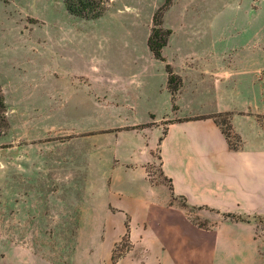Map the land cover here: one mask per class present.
<instances>
[{
  "label": "rangeland",
  "instance_id": "374dc122",
  "mask_svg": "<svg viewBox=\"0 0 264 264\" xmlns=\"http://www.w3.org/2000/svg\"><path fill=\"white\" fill-rule=\"evenodd\" d=\"M163 3L103 0L101 15L92 18L71 14L63 0H0V88L6 120L7 111L13 113L26 96L40 109L45 92L53 88L54 94L63 93L56 101L66 102L67 123L46 128L44 140L52 142L55 157L48 159L52 165H48L47 182L53 187L32 190L37 219H0V264H191L190 242L181 234L177 218H193V225L204 229L212 223L196 220L194 210L183 215L171 201L163 202L168 192L159 184L168 182L160 170L158 146L151 150L150 164H142L149 155L143 145H155L157 139L155 131L146 136L140 123L148 121L150 108L162 114L171 111L166 95L159 94L154 102L145 97L151 86H158L146 80V74L155 72L156 82H162L163 65L151 55L147 38L153 14ZM161 27L171 30L165 56L184 80L175 101L178 114L246 105L240 90L244 77L238 76L244 67L241 56L251 54L260 38L262 50L257 51L264 53V0H171L162 13ZM193 49L221 50L233 57L230 74L236 67L239 88L214 91L207 79L196 75L195 65L183 66L186 57L191 60ZM198 63V67L206 66L204 74L214 79L221 76L215 54L209 62ZM116 72L118 81L112 84L110 78ZM132 75L137 77L130 80ZM75 89L90 90L98 100L77 107ZM218 120H225L219 126L235 146L239 139L231 134L229 115L222 113ZM9 129L7 122L1 138H9ZM61 142L70 145L72 154L62 163L57 159L63 152ZM75 143L80 144L79 152L72 147ZM140 165L156 188L152 198L158 200L151 206L146 191L126 188L127 181L138 184L141 180ZM135 167L134 173L125 174ZM226 215L225 219L233 217ZM193 238L198 244L193 243V264H258L252 254L199 247L235 244L232 240L224 243L221 234L207 241L201 231H193Z\"/></svg>",
  "mask_w": 264,
  "mask_h": 264
},
{
  "label": "crops",
  "instance_id": "0c3cea01",
  "mask_svg": "<svg viewBox=\"0 0 264 264\" xmlns=\"http://www.w3.org/2000/svg\"><path fill=\"white\" fill-rule=\"evenodd\" d=\"M189 26L193 28V22H190ZM261 43L260 38L251 54L241 56L244 67L239 68L241 70L238 76L244 77L241 79L240 90L244 92L247 99L246 105L239 108L222 107L208 113L192 115L177 113L179 106L175 101L179 98L184 86V80L180 74L178 75L182 82L174 98L176 109L172 107L171 93L167 88L168 75L165 63H169L173 70L176 66L171 60L168 62L165 56V48L169 44V39L161 49L165 61L156 59L150 52L155 60L162 63L163 70L161 83L156 82L155 72H149L144 76L149 82L158 84V86L150 87L149 94H145L146 100L154 102L159 94L166 95L170 101L171 111L162 114L150 108L148 121L140 123L150 124L142 127V131H146V136L149 132L155 131L157 139L155 145H149L147 142L143 145L145 148L143 150L149 155L142 161V164L151 162V150L158 146L160 170L163 178L169 181L168 185L159 184L162 189L167 188L168 192L163 202L171 201L172 205L178 208L183 215L189 209L194 210L196 220L212 223L209 228L204 229L193 225V218H186L185 215L177 218L181 234L185 235L190 242L191 264H193V243L195 242L193 231H201L207 241L221 234L224 243L231 240L235 242L234 245L222 244L220 246L215 243L208 246L201 244L199 246L201 248L205 247L211 252L252 254L255 255L254 263L264 262V76H262L264 74V53L257 51L262 50ZM214 54L221 64V76L216 79L203 73L202 70L206 66L198 67L199 61L209 62L211 58H214ZM189 59L193 62L186 57L183 66L188 68L195 65L193 68L197 72L196 75H199L201 80L207 79L214 87V91L224 93L228 92L231 87L239 88V85L235 84L237 68L233 66V74H230L229 62L231 59L233 61L230 55H226L221 50H216L215 53L214 50L196 52L193 49V54H189ZM118 77L117 72L112 74L111 83H117ZM135 77L137 76H130V80ZM232 78L234 79L231 82ZM210 79L215 84H211ZM47 88L50 86L47 85ZM73 92H78L75 94L78 102L74 104L77 107L81 105L85 107L87 103L98 100V97L90 90L79 92L75 89ZM62 94H54L53 88L51 93L47 90L44 105L40 106V109H36L32 98L26 96L27 100L21 101L20 99L13 113H10V109L7 111V122L10 126L9 138H1L4 134L0 135V219L2 220L37 219L32 209L31 198L35 196L32 190L53 187L52 182L49 184L47 182L48 172H51L48 170V165H52L48 159L55 158L50 150L53 144L50 140H44V137L46 128L53 123L67 125L63 114L66 102L56 101V98L60 100ZM73 95H70L69 99ZM105 99L106 96H103V100ZM225 112L229 113L231 134L239 139L235 146L229 144L221 127L211 117H207L211 114ZM201 116L203 118H194ZM38 124L44 125L39 126ZM131 126H137V124ZM61 143L63 152L57 159L62 163L65 161L64 157H70L72 154L69 153L70 145L66 142ZM72 147L74 150L77 148L76 151L79 152V143L72 144ZM75 154L78 155L77 152ZM115 167H112V171ZM136 169V167L130 168L125 174L131 175ZM139 169L141 175L139 183L132 184L127 181L126 188L132 191H146L149 206H151L158 200L157 197L152 198V193L156 188L151 186L145 177L144 167L140 165ZM113 183L114 177L111 178V184ZM10 200H12V205H9ZM180 201L183 205H179ZM225 214H231L233 217L225 219L223 217Z\"/></svg>",
  "mask_w": 264,
  "mask_h": 264
},
{
  "label": "trees",
  "instance_id": "16d2710c",
  "mask_svg": "<svg viewBox=\"0 0 264 264\" xmlns=\"http://www.w3.org/2000/svg\"><path fill=\"white\" fill-rule=\"evenodd\" d=\"M171 0H164V3L155 11L153 14V26L151 28V32L147 38V46L152 53V55L159 60L165 61L164 56L162 55L161 49L163 46L166 45L168 38L171 34V30L169 28H162L161 27V18L163 11L168 7ZM64 5L66 9L74 15L78 16H86V17H97L101 15L102 13V3L103 0H63ZM165 70L167 72L168 78H167V88L171 93V99H172V107L173 109H176L174 98L175 94L178 91L179 87L181 86V77L175 71L173 70L172 66L169 63H165ZM5 111H6V105L4 102L3 94L1 92L0 88V132L4 130L7 126V120L5 118ZM222 113H215L208 115L207 117H211L215 123L218 125L224 123L225 120H218V116H220ZM225 115H229L228 112L224 113ZM205 117V116H204ZM203 118L201 117H195V119ZM150 124H141L142 127L148 126ZM222 132L224 133L225 137H229V134L227 131L222 129ZM164 133V132H163ZM161 137L159 138L160 141ZM160 159V157H159ZM150 164V163H149ZM168 183L169 181L165 179ZM226 216H231V214H227Z\"/></svg>",
  "mask_w": 264,
  "mask_h": 264
}]
</instances>
